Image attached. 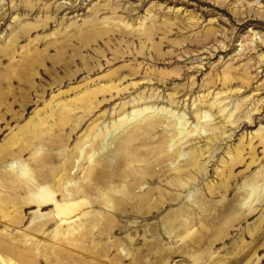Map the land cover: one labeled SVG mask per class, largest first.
<instances>
[{
  "label": "rangeland",
  "instance_id": "1",
  "mask_svg": "<svg viewBox=\"0 0 264 264\" xmlns=\"http://www.w3.org/2000/svg\"><path fill=\"white\" fill-rule=\"evenodd\" d=\"M0 257L264 264V0H0Z\"/></svg>",
  "mask_w": 264,
  "mask_h": 264
},
{
  "label": "bare ground",
  "instance_id": "2",
  "mask_svg": "<svg viewBox=\"0 0 264 264\" xmlns=\"http://www.w3.org/2000/svg\"><path fill=\"white\" fill-rule=\"evenodd\" d=\"M150 108L149 107H142V105H141V107L140 108H135V107H133V109H132V111L131 112H129L128 114H122V115H118L119 116V118L116 120V121H114V122H111V125H110V128L108 129L105 125L103 126V128H101V129H99V128H96L94 131H93V133H92V136H94L93 138H98V140H95V142L96 141H98V143L99 142H101V149L99 148V146H98V148L97 149H95V148H93L92 150H90V154H89V156H88V161L89 162H92V160H94L93 159V157L96 155V153L98 152L97 150H100V152H101V150H103V148H104V144L107 142V140L109 139V137L111 138V137H116V135H118V137H119V135H121L120 134V132H121V130L122 129H124V126H128V124H129V126L130 125H133L134 123H136L137 121H138V118H139V116H142V114L144 113V112H147L148 110H149ZM161 110V111H160ZM159 111L160 112H162L163 111V108L162 109H160ZM164 111H165V109H164ZM121 113H123V112H121ZM166 114H168L167 112H166ZM170 116L171 117H174V114L173 113H170ZM124 119L126 120V119H128V123H126V122H123L124 121ZM178 121V124L179 125H181V123L182 122H180V120L178 119L177 120ZM128 126V127H129ZM140 130H143V134H145V135H141L142 137H140V135L138 134V133H136V135L134 136V138H138L137 140H141V144H147L148 142H149V140L146 138L147 137V135H148V133L149 132H151V131H153L154 130V126L152 125V122L151 123H148L147 124V126H146V129H143V128H138V131H140ZM145 131V132H144ZM184 130H182V131H180L179 133H178V135H180V140H182L183 138H184V136H187V135H189L190 134V132L189 131H187V132H183ZM120 137H123V135H121ZM129 141V140H128ZM94 142V143H95ZM130 142V141H129ZM128 142V143H129ZM123 147V146H122ZM126 147V146H125ZM132 148V147H131ZM105 150V149H104ZM129 150V151H128ZM82 151L83 150H81V151H79L78 152V155H80V157L82 156L81 155V153H82ZM120 151V150H119ZM124 151V150H123ZM127 151L128 152H130V149H127ZM120 153H121V151H120ZM175 153L176 154H178V156L177 157H179V156H181V152H180V150H176L175 151ZM101 154V153H100ZM103 154V153H102ZM132 154V153H131ZM148 154H152V155H160V150L159 149H152V150H150L149 152H147V153H145V152H140V151H137L136 153H135V155H137L138 157H139V155L141 156V157H143V158H146L147 156H148ZM134 154H132V156H133ZM104 156V155H103ZM193 158V162L192 163H190L189 164V166H188V170H191V169H198L199 168V166H198V164H197V162H196V158L194 157V156H192ZM122 158V157H121ZM157 158V157H156ZM110 160V159H109ZM116 161H118V160H116ZM141 161H143V160H141ZM111 161H107L106 163H105V165H106V168L108 167V169H107V171L111 168V165H112V163H110ZM132 162V161H131ZM115 163H117V162H115ZM118 164V163H117ZM127 164V163H126ZM104 165V166H105ZM114 165V164H113ZM113 165H112V167H113ZM120 165V164H119ZM119 165H117V167L119 166ZM121 168V167H120ZM186 170V169H185ZM151 171V167L150 166H147L142 172H140V170H135L134 172H131V173H121L122 175L120 176V178L123 180L124 178H131L132 176H137V178L140 180V179H142V180H144V179H150V178H153L152 177V175L154 176V173H151L150 172ZM183 171V170H182ZM106 172V171H105ZM111 172V171H110ZM109 173V172H108ZM108 173H105V178H107V181L108 182H113V179H112V177H110V175L108 174ZM180 173V172H179ZM177 176H179V175H174V178H176ZM86 177L87 178H89L90 179V177H91V175H86ZM116 177V176H115ZM119 178V179H120ZM136 178V177H135ZM121 180V181H122ZM135 180V179H134ZM141 180V181H142ZM92 181V180H91ZM90 181V182H91ZM120 181V180H119ZM135 183V182H134ZM138 184V183H137ZM125 187V186H124ZM126 188V187H125ZM128 188V187H127ZM46 191H48V190H46ZM115 191V190H114ZM89 192V187L88 186H80V189H79V195L81 196V197H85L86 196V194ZM119 194H120V196H119V200H120V202H128V201H131V200H133V199H135V196L134 195H130L129 196V193L128 192H125L123 189L122 190H120V191H117ZM133 192V191H132ZM250 195L248 194V200H247V203L249 202V205L252 203V201L254 200V198H255V193H256V189H253L252 188V190H250ZM110 194H108V193H103L100 197L102 198V200L103 201H105L106 203H111V204H113L112 203V201L110 200ZM115 197V196H114ZM150 199L151 198H148V199H146V200H144V201H142L141 199H140V201H141V203L143 204V207H146V209L149 211V209L148 208H150V207H152L151 205L152 204H148V202L150 201ZM93 203H95L94 201H92V200H90V201H83V202H80V203H78L77 205H72V206H70V207H68V206H63V207H61L60 206V208H58L57 209V211H56V215H57V217H63V218H70V217H73L72 215H74L76 212H78V210L81 208V206L83 205V206H86V205H92ZM246 203V204H247ZM148 204V205H147ZM135 205H136V203H135ZM95 206V205H94ZM250 207V206H249ZM131 209V208H130ZM41 224V223H40ZM12 248H13V246H12ZM15 248V247H14ZM53 248V247H52ZM29 249V248H28ZM12 250V249H11ZM59 252V251H58ZM60 254V253H59ZM62 257H64V256H62ZM1 258V257H0ZM58 258V257H57ZM60 259V258H59ZM64 260H66V259H64ZM61 261V260H60ZM54 262V261H53ZM56 262V261H55ZM66 262V261H65ZM2 264H4V261L2 260ZM23 264H30L29 262L28 263H26V262H24ZM57 264H58V262H57ZM61 264V263H60Z\"/></svg>",
  "mask_w": 264,
  "mask_h": 264
}]
</instances>
